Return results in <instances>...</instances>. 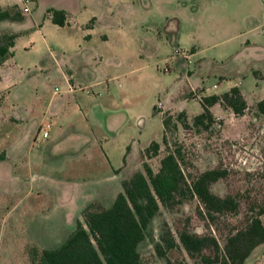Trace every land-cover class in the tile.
I'll return each instance as SVG.
<instances>
[{"label":"rangeland","instance_id":"rangeland-1","mask_svg":"<svg viewBox=\"0 0 264 264\" xmlns=\"http://www.w3.org/2000/svg\"><path fill=\"white\" fill-rule=\"evenodd\" d=\"M29 7L23 16L34 25L7 28L17 37L12 58L0 63V264H29V249L60 244L83 207L111 205L152 141L159 152L143 160L154 171L176 148L189 181L225 169L211 190L240 206L213 221L196 196L160 206L138 246L141 264H202L181 245L160 257L154 248L166 231L213 235L222 250L228 233L260 209L264 224V116L255 109L264 97V0H34ZM48 8L66 10V23L53 24ZM232 86L248 104L243 115L216 105L209 129L179 126L162 143L161 111L185 110L191 121L200 94ZM188 87L196 95L185 90L184 98ZM242 264H264V242Z\"/></svg>","mask_w":264,"mask_h":264},{"label":"trees","instance_id":"trees-1","mask_svg":"<svg viewBox=\"0 0 264 264\" xmlns=\"http://www.w3.org/2000/svg\"><path fill=\"white\" fill-rule=\"evenodd\" d=\"M45 14L50 21L63 26L66 12L48 8ZM23 15L16 5L0 7V21L21 22ZM94 18L89 20L93 22ZM16 33L0 34V63L12 57L13 41ZM201 112L192 117L185 110L164 111L162 120V143L167 144L166 135L179 126L189 125L203 130L214 124L211 107L219 104L229 108L235 115H243L248 108L244 95L237 86L217 95L202 96L199 99ZM256 112L264 116V97L255 104ZM160 143L152 141L142 155V169L135 170L128 179L122 181V191L111 205L100 202L89 203L81 210V220H76L74 229L64 240L53 248L32 246L28 252L29 264H141L139 244L145 239L146 229L160 206L171 209L196 196L209 220L218 215L235 213L240 206L232 195L220 196L211 190V185L226 176L222 168L205 170L190 181L187 179L178 159L179 150H167L154 171L143 160L156 156ZM262 209L249 216L244 225L231 230L226 236L222 250L215 236L198 235L187 229L177 231L176 237L166 231L155 244L160 257L167 251L181 245L187 255L202 264H242L251 251L264 242V224L260 218ZM166 264H175L166 258Z\"/></svg>","mask_w":264,"mask_h":264},{"label":"crops","instance_id":"crops-1","mask_svg":"<svg viewBox=\"0 0 264 264\" xmlns=\"http://www.w3.org/2000/svg\"><path fill=\"white\" fill-rule=\"evenodd\" d=\"M17 1V2H16ZM16 1H14V2H12V1H6V2H3V3H0V7H6V6H9V5H16V4H18V0H16ZM62 10H64V9H62ZM46 11V10H45ZM65 12H66V16H67V14H68V12L66 11V10H64ZM44 15L47 17V18H49L45 13H44ZM94 20H95V18H94ZM11 25H15L17 28H20V29H22V28H29L30 26H32V25H34V23L32 22V19L31 18H29V17H26V16H23V20L21 21V22H9V21H0V28H2L1 30H4V31H1V33H3V32H13V33H16L17 34V32H15V31H13L12 29H7L8 27H11ZM6 29V30H5ZM16 37H17V35H16ZM16 37H15V39H16ZM15 39H14V41H15ZM14 41H13V44H14ZM12 48H13V46H12ZM11 48V49H12ZM194 54V51L193 50H191L190 51V53L187 55L188 57L189 56H191V55H193ZM12 56H13V50H12ZM12 58V57H11ZM11 58H9L8 60H6L5 62H3V63H7V62H9L10 61V59ZM6 79V78H5ZM4 79V80H5ZM2 82H4V81H1L0 83L2 84V87H5V85L6 84H4V83H2ZM4 85V86H3ZM55 87H57V86H55ZM69 87H72V86H69ZM213 87H216V85L215 84H213ZM58 88V87H57ZM68 90H70V88H68ZM185 90H188V92H191L192 93V96L193 95H196V91L192 88V87H188V88H185L184 90H183V92H182V96L184 97V98H188V97H186V96H184L183 94H184V91ZM59 91V88H58V90H57V92ZM57 92H53V93H57ZM198 96V95H197ZM201 96H203L202 94H200V96H199V98H201ZM216 105H219V104H215V105H213L212 107H211V110L213 109V107L214 106H216ZM167 111H170V110H167ZM162 112H164V111H161V113ZM170 112H172V111H170ZM42 126V129H45V131H46V133H47V135H46V137L48 136V128H49V126H50V124H49V122H45V123H43V125H41ZM41 136V135H40ZM46 137H44V138H46ZM36 138V137H35Z\"/></svg>","mask_w":264,"mask_h":264},{"label":"built area","instance_id":"built-area-1","mask_svg":"<svg viewBox=\"0 0 264 264\" xmlns=\"http://www.w3.org/2000/svg\"><path fill=\"white\" fill-rule=\"evenodd\" d=\"M32 2H34V0H18V4H16V6L22 15H26L30 12L29 5ZM181 55H183L184 57H187L188 54L181 52ZM57 90H58L57 87L53 88V92H57ZM39 132L42 138L46 137L47 133L45 129H42V126H40V128L38 129L37 133Z\"/></svg>","mask_w":264,"mask_h":264}]
</instances>
